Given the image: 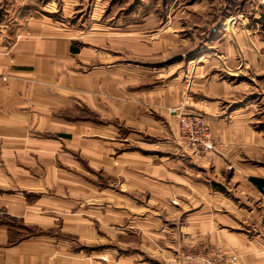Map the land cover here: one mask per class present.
<instances>
[{
  "label": "crops",
  "instance_id": "0c3cea01",
  "mask_svg": "<svg viewBox=\"0 0 264 264\" xmlns=\"http://www.w3.org/2000/svg\"><path fill=\"white\" fill-rule=\"evenodd\" d=\"M224 2L232 5L218 2L213 20ZM242 7L255 29L236 30L239 16L229 15L219 48L185 61L196 52L168 33L175 20L153 36L144 33L156 25L148 20L75 29L44 16L20 20V8L0 1V264H172L174 237L264 264V141L245 120L241 83L229 79L264 76V0ZM170 108L201 115L226 147L201 158ZM221 170L234 199L214 178ZM170 198L204 204L171 228L162 217L172 213Z\"/></svg>",
  "mask_w": 264,
  "mask_h": 264
},
{
  "label": "rangeland",
  "instance_id": "374dc122",
  "mask_svg": "<svg viewBox=\"0 0 264 264\" xmlns=\"http://www.w3.org/2000/svg\"><path fill=\"white\" fill-rule=\"evenodd\" d=\"M1 2L6 1L9 7L12 9L20 8V20L29 18V17H47L51 20H67L68 24L72 23V27L75 29H83L87 27H91L92 24L97 26L101 25L104 29L109 32L115 31L116 29L124 30L125 27H142V24L148 20L150 23L154 22L156 25L152 27V29L147 30L145 35H154L157 33L159 29L163 26H167V21L170 23V20H175V26L171 29H175L174 32L172 30H168L169 34L179 33L180 36H183L184 39H189V47L191 44L193 46V53L190 57H186L187 59H194L201 54L209 53L208 49H217L219 48V44L216 42V36L219 34V30L221 29V24L224 23L229 15L237 17L240 20H232L231 23H234L233 27L236 30L244 31L251 30L250 27L254 28V20H243L244 12H242V0H232V5L224 2L227 9H224L222 13L216 17L217 19L213 20L214 11L212 12L210 9L214 8L218 2L221 0H0ZM203 1V3H201ZM223 2V0H222ZM234 6H238L236 10H234ZM222 7V5L220 6ZM8 9V13H11L12 9ZM212 12V13H211ZM2 13H5L4 11ZM210 13L212 14V18H210ZM216 13V12H215ZM229 16V17H230ZM231 16V17H232ZM228 17V18H229ZM236 18V19H237ZM221 19V20H219ZM8 20V19H6ZM98 20V21H91ZM231 20H227L223 26H229V22ZM164 22V23H163ZM181 22V23H179ZM187 23V24H186ZM158 24V25H157ZM162 24V25H161ZM160 25V26H159ZM181 25V26H180ZM192 26L188 30L185 28L186 26ZM97 26L98 29H102ZM170 26V25H169ZM250 26V27H249ZM95 27V26H92ZM249 27V28H248ZM223 28V27H222ZM226 30V28L224 29ZM232 31V29H230ZM235 31V30H234ZM256 30H254L255 32ZM187 35V36H185ZM185 36V37H184ZM218 38H221L218 36ZM218 41V39H217ZM217 46V47H216ZM188 50V45L185 47V51ZM218 58L219 56L214 55L213 58ZM203 60H208L205 58ZM176 58H169V63L171 66L176 65ZM200 61L197 65L202 64ZM158 64V62H157ZM187 64V62H186ZM238 77H229V79L236 83H241V89H239L235 94L238 97L244 98L242 104L246 105L245 110L249 112L250 116L245 120L248 123L250 130H252L255 140L258 138L264 141V76L253 77L249 76V74H244L241 76L237 74ZM241 76V77H240ZM173 110H176L175 113L180 114V112L176 108H170V115H174L172 113ZM186 118H199L202 120L206 131L205 134L209 136L213 145L215 146L214 151H211L212 154H220L221 151L226 147V143L221 141L218 138H214L212 133L209 130L208 125L204 122L203 117L195 116V115H185ZM176 118V116H175ZM177 123V133L183 138V140L188 144L185 133L182 132L180 123H178V119L176 118ZM198 155L201 158L205 157L207 153L210 152H202L199 149H196ZM264 154V153H263ZM264 157V155H263ZM261 154L258 156V159L263 160L264 158ZM264 166V164H263ZM264 172V171H263ZM220 174H216L214 178L216 181H220L224 185V183H229L228 191H225L224 188L218 185L219 189L210 186V188L216 192L226 193V195L232 199H234L236 195L235 185L230 183L229 173H225L223 170L219 171ZM264 174V173H263ZM196 178L204 182L207 177L200 174V176H196ZM201 178V179H200ZM207 181V180H206ZM207 184V182H204ZM189 186V185H188ZM186 190L189 192V198L192 197L195 190L193 187L189 186ZM209 192V191H208ZM210 193V192H209ZM211 194V193H210ZM264 197V196H263ZM237 200V199H236ZM218 201V200H217ZM187 207H184L182 204L178 203L175 198H170L169 207L172 210V213L166 216H162L166 219L164 223L169 226L175 227L178 225L186 226L187 224V214L194 211L197 208L203 207V202L200 203L199 206H196V203L192 208V206H188L187 200L184 199ZM208 203L207 201H205ZM219 201L216 203V206L219 207ZM237 203V202H236ZM209 207H212V204L208 203ZM182 208V209H181ZM183 208L184 211L183 212ZM157 219L159 221L160 215L162 214L163 208L159 205L157 206ZM219 212V210H216ZM225 210L222 209V212ZM164 214V213H163ZM165 220V219H163ZM223 224L229 225L226 218H220ZM221 225V223H220ZM239 232L238 227H233ZM241 228V227H239ZM185 232L184 230H182ZM192 233V232H191ZM186 234V233H184ZM251 237V235H250ZM190 239V238H189ZM172 246L170 249L174 253V260L172 264H181L182 262L192 261L193 264H232L237 263L240 264L241 255L234 252L233 250H225L221 247H210L208 243L203 240L193 241L188 240L185 242L184 240L179 239L176 241L174 237V242H172Z\"/></svg>",
  "mask_w": 264,
  "mask_h": 264
},
{
  "label": "built area",
  "instance_id": "2783aa9c",
  "mask_svg": "<svg viewBox=\"0 0 264 264\" xmlns=\"http://www.w3.org/2000/svg\"><path fill=\"white\" fill-rule=\"evenodd\" d=\"M6 77L0 75V82H5ZM176 110H173L172 113L175 114L180 123L182 132L185 133V138L190 146L193 148L199 149L202 152H211L214 151L215 146L213 145L211 139L207 134H205L206 128L202 123V120L199 118H186L185 116L175 113ZM181 264H193L192 261L182 262ZM211 264V263H210ZM237 264V263H232Z\"/></svg>",
  "mask_w": 264,
  "mask_h": 264
},
{
  "label": "trees",
  "instance_id": "16d2710c",
  "mask_svg": "<svg viewBox=\"0 0 264 264\" xmlns=\"http://www.w3.org/2000/svg\"><path fill=\"white\" fill-rule=\"evenodd\" d=\"M211 185H212V187L219 189L218 185H216V184H214V183H212ZM260 185H261V186L264 185V181L261 182Z\"/></svg>",
  "mask_w": 264,
  "mask_h": 264
}]
</instances>
